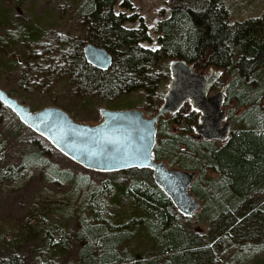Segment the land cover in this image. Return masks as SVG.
Segmentation results:
<instances>
[{
    "label": "trees",
    "instance_id": "trees-1",
    "mask_svg": "<svg viewBox=\"0 0 264 264\" xmlns=\"http://www.w3.org/2000/svg\"><path fill=\"white\" fill-rule=\"evenodd\" d=\"M116 3L122 11L113 10ZM169 5L168 16L156 22V46L151 48L140 44L151 39L142 18L132 12L129 0H62L56 15L70 11L85 29L82 39L70 36L67 40L69 51L61 66L63 78L83 95L97 99L141 91L148 105L154 102L159 80L169 69L166 66L169 62L228 70L232 78L225 101L234 97L242 105L248 98L246 91L264 89V75L258 77L264 72V8L256 15L237 19L232 17L226 0H169ZM134 22L135 27L125 26ZM27 28V39L40 37L37 25ZM85 43L101 47L110 55L107 69L95 68L84 59ZM252 102L238 117L246 121L244 127L229 129L220 145L212 140H191L169 130L171 122H183L185 131H191L197 121L195 111H190L184 120L180 115L164 121L159 118L155 125V133L162 138L153 145V159L167 160L169 168L175 162L180 171L194 173L188 189L200 202V213L208 226L207 242L179 223V213L153 183L148 168L114 171L111 178L122 174L126 182L105 179L96 184L84 175H73L48 164L42 153L34 149L26 153L15 171L37 165L50 182L69 183L72 188L82 189L84 204L94 221H99V205L106 197L121 195L127 199L133 215L125 222L120 221L112 234L105 235L109 230L107 223H103L107 229L101 226L89 229L91 237H100L98 247L104 246V254L93 257L86 249L85 259L76 264L115 263L117 244L137 226L142 227L151 242L150 252L154 253L129 264H211L216 247L214 236H224L236 248H242L243 253H237V257H250L251 264H264V107L257 98ZM252 112L259 115L252 117ZM1 144L0 137V149ZM206 170L215 176L203 178ZM91 244L90 239L85 246ZM162 253L165 254L158 256ZM0 264L20 262L16 255H11L0 259Z\"/></svg>",
    "mask_w": 264,
    "mask_h": 264
},
{
    "label": "rangeland",
    "instance_id": "rangeland-1",
    "mask_svg": "<svg viewBox=\"0 0 264 264\" xmlns=\"http://www.w3.org/2000/svg\"><path fill=\"white\" fill-rule=\"evenodd\" d=\"M129 1L133 8L132 12L142 18L151 39L150 42L140 44L144 47H155L156 22L168 16L169 0ZM226 1L232 17L237 19L256 15L264 8V0ZM59 4H62V0H0L1 89L18 102L27 105L30 111H36L45 106H56L65 111L73 121L90 125L98 123L101 120L100 110L109 106L115 109H139L146 118L162 111L159 116L161 121L173 117H181L184 120L190 111H195L189 100L183 101L177 109L172 111L163 108V99L168 92L173 75V70L170 69L178 68L175 62L166 63L169 69L159 80L154 102L149 105L141 91L121 95L112 94L106 99H97L93 95H83L79 92L73 84L63 78L61 66L63 62L65 63V56L69 51L67 40L70 36H79L82 39L85 29L70 11L57 16ZM113 10L122 11L117 3ZM132 12L125 11L126 14ZM29 25H37L40 28L41 35L36 40L25 37ZM136 25V22L125 24L127 27ZM190 71L202 78L213 79L208 93H220L221 102L217 109L221 114L217 118L222 119L227 130L244 127L246 121L238 117L242 115L246 107H251L252 101L256 98L259 105L264 107V95L260 97L261 94H259L264 93V89L259 88L246 91L248 98L245 97V103L242 105L238 104L234 97L225 101L226 89L232 78L228 70L215 69L202 64L197 67L190 66ZM263 75L264 72H261L258 77ZM248 85L256 86L255 83H248ZM254 95H256L254 99L250 98ZM196 114L198 118V111ZM258 115L256 112L251 113L252 117ZM19 123L21 122L17 116L0 103V137L2 139L0 259L16 255L20 264H76L80 259H85L83 253H86V249L93 257L103 255L104 246L98 247L100 237H91L89 229L100 226L106 228L103 223H107L109 230L104 233L112 234L114 232L112 230L120 225V221L125 222L129 216L133 215L126 198L121 195L106 197L99 205L100 219L94 221L84 204L82 189L72 188L69 183L50 182L45 178L41 167L37 165L23 171H15V168L22 164L26 153L37 149L48 164L67 170L73 175H84L90 182L98 184L105 179L118 182H126V180L122 174L111 178L110 173L114 171L104 172L82 167L57 150L44 137L23 123L22 125ZM196 123L191 126L192 130L187 132L183 122L179 124L171 122L169 130L191 140L205 139L204 135L194 129ZM226 129L222 133L224 137L227 134ZM161 138V135L155 133L154 144H158ZM212 141L220 145L224 139L212 138ZM163 163L169 166L167 160L163 159ZM171 168L179 170L180 167L174 162ZM214 176V173L206 170L202 177ZM192 197L195 199L194 194ZM199 204L200 202L195 212L188 217L177 214L180 215L179 223L185 230L202 236L203 241L207 242L209 240L208 237L206 238L208 226L200 213ZM101 219L106 222H102ZM130 233L128 238L117 244L116 262L111 264H129L134 260H140L147 253L153 255L154 251L150 252L151 242L141 226H137ZM90 239L92 244L85 246ZM212 241L215 242L216 247L211 264H232V262L251 264L250 257H237V253H243V249L236 248L226 237L214 236Z\"/></svg>",
    "mask_w": 264,
    "mask_h": 264
},
{
    "label": "water",
    "instance_id": "water-1",
    "mask_svg": "<svg viewBox=\"0 0 264 264\" xmlns=\"http://www.w3.org/2000/svg\"><path fill=\"white\" fill-rule=\"evenodd\" d=\"M82 53L84 59L95 68L104 70L111 64L110 55L91 43L83 45ZM212 82L213 79H209L206 83L204 93L208 92ZM0 103L26 127L82 167L104 172L148 168L153 183L169 198L180 215L190 216L198 208L188 189L194 173L169 168L163 161H155L152 157L155 124L162 111L146 118L141 110L135 108H104L100 110L101 120L90 125L73 121L56 106L30 111L27 105L18 102L1 88ZM227 134L225 137L222 134L221 139L225 140Z\"/></svg>",
    "mask_w": 264,
    "mask_h": 264
},
{
    "label": "flooded vegetation",
    "instance_id": "flooded-vegetation-1",
    "mask_svg": "<svg viewBox=\"0 0 264 264\" xmlns=\"http://www.w3.org/2000/svg\"><path fill=\"white\" fill-rule=\"evenodd\" d=\"M177 65L176 70L170 69L173 70V75L163 99L164 110H175L180 103L189 100L195 112L199 113L194 129L204 135L205 140L223 137L222 133L226 127L222 119L217 118L221 114L217 109L220 93H208L212 84L208 92L204 93V87L209 79L192 74L190 68L181 64Z\"/></svg>",
    "mask_w": 264,
    "mask_h": 264
}]
</instances>
